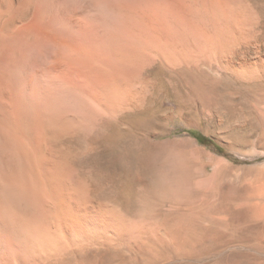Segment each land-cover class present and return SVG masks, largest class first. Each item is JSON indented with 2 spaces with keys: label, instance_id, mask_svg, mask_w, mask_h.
Wrapping results in <instances>:
<instances>
[{
  "label": "rangeland",
  "instance_id": "1",
  "mask_svg": "<svg viewBox=\"0 0 264 264\" xmlns=\"http://www.w3.org/2000/svg\"><path fill=\"white\" fill-rule=\"evenodd\" d=\"M118 1L130 23L88 36L120 85L87 88L66 112L77 124L52 144L88 203L122 224L81 252L71 236L53 263L264 264V216L249 197L264 186V0ZM124 87L132 99L111 105ZM160 172L173 192L149 189Z\"/></svg>",
  "mask_w": 264,
  "mask_h": 264
},
{
  "label": "bare ground",
  "instance_id": "2",
  "mask_svg": "<svg viewBox=\"0 0 264 264\" xmlns=\"http://www.w3.org/2000/svg\"><path fill=\"white\" fill-rule=\"evenodd\" d=\"M131 8L118 0H0V264H54L71 236L75 248L83 249L87 239L122 224L88 203L85 186L69 164L58 161L52 142L57 132L77 124L66 112L72 103H83L87 88L101 89L105 77L109 89L120 85L114 65L97 47V27L106 25L113 37L132 19ZM90 28L98 40L88 36ZM112 92L111 105L132 99L126 87L122 96ZM160 174L148 188L173 192ZM252 190L249 197L259 202L251 212L264 216V186Z\"/></svg>",
  "mask_w": 264,
  "mask_h": 264
},
{
  "label": "trees",
  "instance_id": "3",
  "mask_svg": "<svg viewBox=\"0 0 264 264\" xmlns=\"http://www.w3.org/2000/svg\"><path fill=\"white\" fill-rule=\"evenodd\" d=\"M199 142L207 147H215V144L208 138H204L203 136H199Z\"/></svg>",
  "mask_w": 264,
  "mask_h": 264
}]
</instances>
